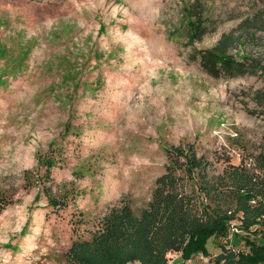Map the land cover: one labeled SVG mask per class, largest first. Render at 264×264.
<instances>
[{"label": "rangeland", "instance_id": "374dc122", "mask_svg": "<svg viewBox=\"0 0 264 264\" xmlns=\"http://www.w3.org/2000/svg\"><path fill=\"white\" fill-rule=\"evenodd\" d=\"M231 32L243 69L212 76L201 58ZM241 165L264 176V0H0V264H79L73 243L113 215L167 230L176 208L155 200L180 198L163 182L199 194L200 170ZM225 204V239L186 263L168 249V264L264 240V214L248 231Z\"/></svg>", "mask_w": 264, "mask_h": 264}, {"label": "trees", "instance_id": "16d2710c", "mask_svg": "<svg viewBox=\"0 0 264 264\" xmlns=\"http://www.w3.org/2000/svg\"><path fill=\"white\" fill-rule=\"evenodd\" d=\"M237 40L234 33H225L217 46L203 54L201 64L207 73L218 77L221 68L243 69V64L229 54ZM186 163L188 173L200 164L192 157H188ZM172 184L174 180L169 179L161 184L160 190L180 198V202L155 200L163 210L176 208L166 213L173 214L171 228L152 231L156 218H152L148 211L140 221L133 219L129 212L116 217L113 215L91 241L74 242L69 250V258L79 264H128L133 260H140L143 264H168L166 252L172 248L180 253L183 263H186L195 255H209L208 243L211 239H225L229 221L233 218L226 202L234 204L233 214L243 210V227L248 231L264 214V176L256 175L245 165L234 166L214 181L207 179V175L200 170L199 194L184 195L178 191L177 179ZM235 185L236 189L233 188ZM252 199H257L255 205L251 204ZM261 223L264 225V221ZM252 233L246 237L247 251L236 253L233 248L220 245L223 248L214 264L264 262V240L250 238Z\"/></svg>", "mask_w": 264, "mask_h": 264}, {"label": "built area", "instance_id": "2783aa9c", "mask_svg": "<svg viewBox=\"0 0 264 264\" xmlns=\"http://www.w3.org/2000/svg\"><path fill=\"white\" fill-rule=\"evenodd\" d=\"M230 231L232 234H241L244 233L242 225L237 222H232L230 225Z\"/></svg>", "mask_w": 264, "mask_h": 264}]
</instances>
